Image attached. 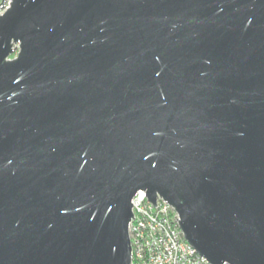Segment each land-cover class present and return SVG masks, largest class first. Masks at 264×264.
Wrapping results in <instances>:
<instances>
[{"label":"water","instance_id":"1","mask_svg":"<svg viewBox=\"0 0 264 264\" xmlns=\"http://www.w3.org/2000/svg\"><path fill=\"white\" fill-rule=\"evenodd\" d=\"M140 189L210 264H264V0H11L0 264H131Z\"/></svg>","mask_w":264,"mask_h":264},{"label":"built area","instance_id":"2","mask_svg":"<svg viewBox=\"0 0 264 264\" xmlns=\"http://www.w3.org/2000/svg\"><path fill=\"white\" fill-rule=\"evenodd\" d=\"M10 1L4 0L0 14ZM155 202L156 206L141 189L131 198L132 217L128 222L131 264H210L183 237L173 206L160 196Z\"/></svg>","mask_w":264,"mask_h":264}]
</instances>
